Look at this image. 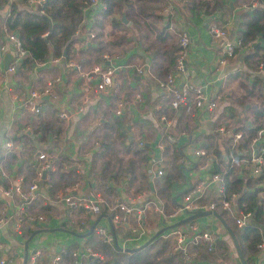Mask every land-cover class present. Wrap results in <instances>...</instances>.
<instances>
[{
	"label": "crops",
	"instance_id": "0c3cea01",
	"mask_svg": "<svg viewBox=\"0 0 264 264\" xmlns=\"http://www.w3.org/2000/svg\"><path fill=\"white\" fill-rule=\"evenodd\" d=\"M252 1L254 0H225L227 9L223 12L222 20L226 24L228 38L238 37V31L241 28L240 16H246V12H249L247 6ZM162 2L153 10L160 18L158 22L152 19L155 29L154 26L152 30L149 29V26L144 23L139 26L140 31L142 30L141 33L147 32L146 39L140 38L134 29L133 34L137 39L123 37L116 44L117 48L126 47L121 51L122 55L111 54L112 62L122 66L115 76L118 83L117 92L111 96L97 97L88 93V101L83 105H80V99L84 86L88 85L91 88L97 78L90 74V78L85 83L84 78L78 72L65 66V62L73 61L82 72L89 71L96 65H106V62L101 60V55L109 52L106 51V48L109 47L107 45L112 41L115 33L107 21L101 22V29L98 26L95 27L99 22H95L97 14L105 8V4L103 8L95 10L93 15H87L85 18L82 15L81 22L75 31L79 39L71 45L70 57L66 58L67 60L62 59L65 57L63 51L62 58L57 63L52 62L53 56H48L42 63L35 62L30 67L20 68L14 72L3 69V55L8 53L6 50L8 41L2 33L0 24V153L4 154V142L12 140L11 142L15 145L9 152L10 158L7 159V165H5V159L3 163L0 161V217L6 220V224L0 228V260L3 261L2 264H29L28 259L35 250L39 252V255L34 264H50L54 254L59 255V264H89L91 258H98V264H105V261L111 258L98 249L99 241H104L93 233L94 226L103 227L110 235L111 244L116 247L117 229L110 225L109 213L101 210V214L92 215L80 207L72 208L61 200L51 198L55 193L61 192L73 184H76L77 194L91 197L94 193H99L106 204L121 202L137 205L144 201H150L143 216L145 223L143 233L134 241L137 246L127 245L128 250L126 251L142 249L158 237L152 239L156 232L160 231L162 237V234L168 231L171 226L183 228L188 223H193L200 230L211 231L216 236V241L225 243L226 252L223 253V259L218 258L220 264H240L232 240L223 226L224 224L230 229L233 227L231 215L223 212L220 214L221 220L212 214L186 219L190 215V213L187 214V211L172 219H167L164 215L175 208L194 182L209 174L207 170H198L199 158L192 155L191 148L202 147L215 156L214 147H220L219 144L226 145L225 138L214 133L216 126L225 125L235 130V126H238L239 123L251 124L253 116L250 115V104L247 101L255 102L254 96L258 95L260 90L264 94V72H258L257 69L246 66L245 55L253 46L263 45L262 40L254 38L251 47L239 48L232 57L225 60L224 64H218L216 59L219 53L217 51L223 40L213 41L207 34L203 20L193 24L180 17L187 24V33L190 38V48L185 57V81L192 86L200 87L205 96H215L219 106L217 105V109L211 112L197 111L190 106L192 101L190 97L188 109L170 108L168 98L154 83L155 78L164 76L157 73L158 69L161 71V68L164 67L162 66L164 60L158 56L152 61L148 59L146 56L148 52L144 50L148 47V41H154L156 29L165 32V39L158 40L161 48L169 49L177 46L180 20L177 17L179 3L178 1L168 3L166 0H162ZM245 3L246 5H244ZM164 8L165 10L162 12ZM6 11L7 7L3 8L0 15L3 16ZM203 16L200 15L201 18ZM207 16L215 19L220 15L211 13L204 17ZM218 19L220 20V17ZM126 23L128 24V21ZM89 32L93 33L95 39H90L89 42L87 40L84 44L81 43ZM96 43L105 46V50L100 48V51H95L92 48H87L88 46L96 47ZM137 68L144 71L137 72ZM52 78L59 79V82L54 85L55 100L45 97L39 100L37 114H32L20 106V102L27 97L29 90H42L47 80ZM258 78L260 83L256 84ZM252 83H255V87L258 88L249 89ZM136 93L142 96L139 105L132 102ZM231 98H233L232 105L234 100L237 104L238 100L240 102L242 100L244 105L243 108L241 107L242 112L240 108L237 110L238 114H235L231 108L230 111H228L229 109L223 111V105H228L227 101H230ZM119 100L124 104L121 107V114L117 116L114 114V109ZM59 110L67 115L65 120L58 117ZM161 116L167 120L169 126L160 120ZM113 119H119L126 124L123 136L125 137L124 145L131 142L132 147L146 149L143 162L136 161V155L133 154L132 148L127 151L122 149L120 143L122 137H116L113 129L106 128ZM39 126L42 131L38 129ZM126 126L129 128L127 129ZM166 136H170L171 141H166ZM100 140H109L117 149L111 158L115 156L121 158V163H127L128 158L135 162L131 174L133 179L129 180V184L124 181L128 179V176L122 173V170L129 171L131 168L128 165L121 166L120 164L119 172L123 182L111 181L106 184L113 188L108 193L103 192L100 184L106 183L105 180L110 175L112 162L107 165L98 161L99 164L97 162V167H95L91 158L92 154L98 151L101 145ZM140 141L142 145L139 148L137 145ZM161 143L163 144L162 149L159 148ZM38 152H46L49 156L47 160L51 162L50 169L52 171H47L44 174L43 182L49 178V175L52 176L51 179L56 177L57 166L53 164L57 162L56 160L63 162L59 163L61 171H70L67 176L74 181L52 191H47L41 181L38 185L36 198L31 200L17 215L15 204L18 203V198L13 193L6 196L3 191L11 190L14 185H19L22 188L27 187L33 178ZM11 154L15 155L16 160L11 157ZM9 155H5L3 158ZM157 158H160L163 164L164 174L161 177L152 175L150 170V162ZM238 163L240 161L237 159L236 164L233 163L231 167H237L235 171L239 177L245 176L240 170L243 166ZM222 165V162H218V167L222 168ZM209 170H213V163L210 164ZM112 173L116 174L115 171ZM260 185L261 183H258L256 186ZM213 187L208 188L201 201L207 203L215 199ZM251 188H255V186ZM258 195H261L263 204V213L259 219L263 220L264 191H260ZM236 197L230 201L233 209H238ZM216 211L218 212V210ZM19 215L20 225L18 229H15L13 223L15 217ZM40 217L41 219H38ZM146 218L147 222H145ZM127 220H130L129 216ZM250 221L254 222L252 214L249 216L248 224ZM255 224L258 227L260 239L261 236H264V220ZM114 234H116L115 240ZM168 244L170 251L184 252L182 256H184L185 263L208 264L206 262H209L210 259L218 257V250L216 251L213 244V248L208 249L212 245L208 247L203 242L194 244L185 242L183 248L175 250H173V243L170 239ZM191 245H199L206 249L203 251V248L197 247L193 252L186 253L185 251ZM86 247L98 256L91 257L85 254L84 248ZM210 250L216 254H209ZM196 252L206 254L207 258L200 259ZM245 256L246 264H264V246L262 248L256 246V251L252 253L245 249Z\"/></svg>",
	"mask_w": 264,
	"mask_h": 264
},
{
	"label": "trees",
	"instance_id": "16d2710c",
	"mask_svg": "<svg viewBox=\"0 0 264 264\" xmlns=\"http://www.w3.org/2000/svg\"><path fill=\"white\" fill-rule=\"evenodd\" d=\"M25 1L26 0H11L10 2H5L4 0H0V12L3 8L7 7L6 13L3 16L0 15L2 33H12V35L20 42V47L24 51V57L21 61H19L16 70L30 67L35 62L42 63L46 60V58H48V56L62 58L63 51L65 57L62 59H64V61L67 60L66 58L70 57L71 45L76 43L79 39L77 34H75V31L81 22V10L85 5L86 0H43L40 6H32L33 8L35 7L34 10L32 7H28ZM257 1L258 4L255 7L250 8L247 6L249 12H246V16H240L241 28L238 31V37L243 46L246 45L248 41H254V38H260L262 40L261 42L263 45L257 44L256 47L253 46L249 53H246L245 55V58H247V62H245L246 66L258 70V65L260 63L264 66V0ZM103 2L105 4V8L97 14L95 22H99L95 25V27L98 26L99 29H101V22L107 21L115 33L112 37V41L108 43L107 46L109 47L106 48V50L114 48L120 39L125 37L126 27L127 29H133V27H139L141 23H144V25L149 26V29L152 30L153 28L155 29L152 19H154L155 22L160 21L159 16H157L153 10L155 6L157 7V5L161 4L162 0H136L135 4L131 3L130 0H103ZM178 3L180 8L177 11V17H179V19L182 18L183 20L189 22L191 21L193 24H197L203 20L200 15L206 16L211 13H219L220 16L217 18L215 17L214 21H218V18L220 17L218 22L221 24L224 23L222 20L224 14L223 12L227 9L225 0H179ZM39 11H41V13ZM115 13L118 17L113 15ZM121 13H123L125 19L128 20L127 25H124L120 21ZM155 33L154 41H148V47L144 50L148 52L146 54L148 59L153 61L159 56L164 60V63L162 64L164 67L161 68V71L158 69L157 73L165 75L173 68L174 57L179 52V48L178 46H173L169 49L161 48L158 40L165 39V32L163 33L162 31L160 32L156 29ZM146 36L147 32H145V34H141L140 38L146 39ZM94 47L95 46H88L87 48H92L95 51H100V48L105 50V46L100 43H96V47ZM256 80H258L256 84L260 83L259 78ZM253 87H255V83H252V86H250L249 89ZM254 98L255 102L253 103L247 101L250 104V115L253 116L251 124L239 123L238 126H235L236 128L234 131L241 132V139L234 144L232 149L230 148V139H225L226 145L219 144L221 148L214 147L213 153L215 156L212 158V172L220 174L223 179V195L228 197L233 193L236 194V207L239 210L250 212L252 217H254V222H251V220L250 223L243 228L238 229L234 225L231 227V231L234 234L236 243L239 247L238 249L244 262V257H246L245 249L249 253L256 251V245L259 241L260 233L255 223L264 220L259 219V216L263 213V204L261 201V195H258L260 191H264V188L256 186L258 183H262L263 178L262 176H257L255 178L250 177V168L248 164L240 168L241 172L244 173L245 176L239 177V174L235 171L237 167L228 166V154L231 152L236 158H248L247 148L250 139L254 135L257 128L264 123V94H262L260 90L258 91V95L254 96ZM223 106V111H226L227 109L230 111L231 108V110L236 112L233 107H229L228 105ZM238 106L242 108L244 107L242 100L241 102L238 100ZM125 125L126 124L121 120L113 119L106 128L110 130L113 129L116 137H122V140L120 141L122 149L127 151L132 148L133 154L136 155V161L139 163L143 162L145 159L143 151H146L144 147L137 149L135 146L132 147L131 142L127 145H124L123 143L125 140V137H123ZM38 129L42 131L40 126ZM116 150L117 149L114 148L109 140H102L98 151L94 152L91 157L94 166H97L96 163L98 161L106 163L107 165L112 162L111 172L105 180L106 183L100 184V188L106 193L111 192L113 189L111 186H106V184L111 181L123 182V179L120 178L121 173L119 172L122 160L116 156L111 158V156L116 153ZM9 152L5 155H9ZM5 155L2 152L0 153V161L3 163V160L5 159L4 162L6 161L5 165H7V159L10 158V155L3 158ZM11 157L15 159L14 154H11ZM102 159L106 160L103 161ZM56 161L57 162H54L53 164L57 166L56 177H54L57 180L54 181V178L51 179L52 176L49 175L47 180H44V182L42 181L47 191L55 190L61 185L74 181V179L67 176V173L70 171H61L59 163L63 162L61 160ZM126 162L127 163L125 165H128L131 170H122V173L128 176V179L124 181L129 184V180L133 179V175L131 174L135 162L131 159ZM218 162L223 163L222 168H220V166L218 167ZM112 171H115L116 174H113ZM254 186L255 188H251ZM243 188L246 190H243ZM102 210L105 209L102 208ZM216 210H218L216 213L219 217L220 214H223V212L229 215L217 205ZM168 240L169 238H162L161 236H158L142 249H137L135 251L119 250V248L114 247L112 244L99 241L98 249L104 255L111 256L110 259L106 260L107 262L105 261V264H189V262L185 263L184 256H182L184 253L183 251L181 253H174L173 251H170ZM213 245L216 247V251L219 250L220 252L217 253L218 257L212 258L206 263L214 264L215 262V264H220L218 258H220V260L223 259V253L226 252L225 243L223 241H216ZM213 245L208 249H212ZM197 247L200 249L203 248L199 245H191L185 252H193V250ZM205 249L206 248H203V251H205ZM211 251L212 250L209 252ZM213 253L216 254L215 252ZM213 253L211 252L209 254ZM196 254L200 256V259L207 258L206 254L200 252H196ZM98 263V258H91L89 264Z\"/></svg>",
	"mask_w": 264,
	"mask_h": 264
},
{
	"label": "built area",
	"instance_id": "2783aa9c",
	"mask_svg": "<svg viewBox=\"0 0 264 264\" xmlns=\"http://www.w3.org/2000/svg\"><path fill=\"white\" fill-rule=\"evenodd\" d=\"M5 2H10L11 0H4ZM168 3H173L177 0H166ZM43 0H26L25 3L28 7L33 5L40 6ZM257 0H254L250 3V7H255L258 3ZM104 7L103 0H86L85 5L83 6L81 13L83 18L87 15H93L95 10L101 9ZM165 8L162 10V12ZM41 13V11H39ZM205 24L207 34L213 41L223 40L219 49H218V64H224L226 59L232 57L236 50L243 47L239 37L234 36L228 38L226 32V24L218 23L214 21L213 18L207 16L202 17ZM77 34V32H75ZM6 41H8V46L6 50L11 55V60L8 64L7 71L14 72L17 68L19 61L24 57V51L20 47V42L16 39L12 33L3 34ZM94 35L92 32L86 34V37L82 40L81 43L89 42L90 39H93ZM253 41H248L244 47L252 46ZM177 46L179 52L174 57L173 68L166 73L162 78H155L154 83L157 88L164 92L166 98H168V106L173 109L178 108H189L188 100L191 97L192 101L190 106L197 111L204 110L206 112H211L216 109L218 102L215 96L208 95L205 96L202 93V89L197 86H192L185 81V57L190 48V38L187 33V24L183 20H179L178 23V35H177ZM61 57H56L52 59V62L59 61ZM113 56H108L107 54L101 55V60L106 62L104 66H93L88 72H82L81 69L71 60L65 62V66L74 69L79 73L81 77L86 80L90 78V74L94 75L97 78L95 84L89 88L88 85H85L83 88V95L80 99V105L85 104L88 101V93L93 97L97 96H111L115 94L118 90L117 79L115 78L118 70L121 69V65L116 62H112ZM144 71L143 69L137 68V72ZM147 71V69H146ZM258 72H264V66L260 63L258 65ZM181 78H184L181 80ZM180 79V80H179ZM59 82L58 78H52L47 80L45 86L42 90H29L27 97L20 102V106L24 109H27L32 114H37L39 111L38 101L42 98H48L55 100L54 85ZM89 95V96H90ZM142 96L139 93L134 94L132 102L135 104H140ZM124 103L122 101H117L115 104L114 114H121V107ZM81 109V108H79ZM58 117L61 120H65L67 115L61 110L58 111ZM160 120L165 122L166 125H170L163 116L160 117ZM214 133L219 137H224L225 139H230V148L234 147V144L241 139V132L234 131L231 128L225 125H219L214 128ZM166 141H171L170 136L165 137ZM138 145L141 146L142 142H138ZM5 151L4 154H7L14 148V145L10 141L4 142ZM159 148H163V144H159ZM192 155L196 158H199L198 170L209 171V174L205 178H200L197 182H194L191 189L188 190L175 206V208L164 215L167 219H172L179 214H182L184 211H187V214L193 211H213L216 212V205L226 211L229 215L233 217V225L240 229L248 224V219L250 212L243 211L239 209H233L230 205V201L236 197V194H231L228 197L223 195V179L222 176L218 173L212 172L209 170L210 164H212L213 155L209 153L202 147H192ZM248 158H236L231 152H229V161L228 166H233V163L236 164L237 159L243 167L249 165V175L252 178L257 176H262L263 180L261 187L264 188V123H262L254 135L250 139L247 148ZM48 155L45 152H38L36 156L35 171L33 174L32 180L28 183L26 188H22L19 185H14L11 190H4L3 194L10 196L12 193L18 198V203L15 204L17 215L20 213L31 200L35 199L38 195V185L45 178V173L47 171H52L50 169V161H48ZM150 170L152 175L156 177H161L164 174L163 164L161 163L160 158L152 159L150 162ZM214 186V187H213ZM209 187L214 188V200H211L207 203L201 201L204 194ZM54 200H61L66 205L72 208H82L87 210L92 215L100 214L102 208H104L109 215L110 225L117 229L118 242L116 234H114V240L117 247L120 250H126L127 245L134 244L137 246V243L134 241L142 235L144 229V214L148 208L150 201H144L142 203L134 204H123L121 202H114L112 204H106L103 202V199L99 193H94L91 197H84L76 192V184H73L65 188L61 192L55 193L51 197ZM218 203V204H216ZM111 213V214H110ZM130 220H127V218ZM30 219V218H29ZM38 219H41L38 218ZM6 224V220L0 217V228ZM14 228L18 229L20 225V215L15 217ZM93 233L98 235L105 243L111 244V238L106 230L96 225L93 227ZM160 236V235H159ZM162 237L169 238L173 243V250L183 248L185 242L187 244H194L196 242H203L208 247H210L217 239L216 236L207 230H200L196 224L188 223L187 226L183 228L179 227H170L168 231L162 234ZM257 248H262L264 246V236H261L259 242L257 243ZM131 247V245H130ZM85 254L96 257V253L92 252L90 248H84ZM39 255V252L35 250L28 261L29 264H34L36 262V257ZM60 257L57 254H54L51 257L50 264H59ZM3 261L0 260V264Z\"/></svg>",
	"mask_w": 264,
	"mask_h": 264
},
{
	"label": "water",
	"instance_id": "95a60500",
	"mask_svg": "<svg viewBox=\"0 0 264 264\" xmlns=\"http://www.w3.org/2000/svg\"><path fill=\"white\" fill-rule=\"evenodd\" d=\"M120 21L123 24H126V22H127V20L124 18V14L123 13H121V15H120ZM10 60H11V55L9 53H6V54L3 55V69L4 70H7L8 64H9ZM126 128L128 129L129 127L126 126ZM243 190H245V188H243ZM208 214H212L213 216H215L216 218H218L219 220H221L220 217H219V215L216 212H213V211H200V210L191 212L190 215L186 219H192V218L197 217V216L208 215ZM223 226L225 227L226 231L228 232V235L230 236V238L232 240V243H233L234 248L236 250V254H237V257H238V259L240 261V264H245V262H244V260H243V258L241 256V254H240V251L238 249V245L236 243V240H235V238L233 236V233H232L231 229L228 228L227 226H225L224 224H223ZM171 227H173V226H171ZM160 233H161L160 231L159 232H156L153 235L152 239L155 238V237H157V236H159ZM115 245H116V242H115ZM116 247H117V245H116ZM126 250H128V249H126ZM131 250L132 251H135L136 249H131Z\"/></svg>",
	"mask_w": 264,
	"mask_h": 264
},
{
	"label": "rangeland",
	"instance_id": "374dc122",
	"mask_svg": "<svg viewBox=\"0 0 264 264\" xmlns=\"http://www.w3.org/2000/svg\"><path fill=\"white\" fill-rule=\"evenodd\" d=\"M177 1H179V0H177ZM130 2L131 3H133V4H135L136 3V0H130ZM244 5H246V3L244 4ZM250 5V4H249ZM248 5V6H249ZM160 7H162V6H160ZM122 12H124L123 10H121ZM113 15H115V17H118V15L115 13V14H113ZM125 18V17H124ZM127 20V19H126ZM128 21V20H127ZM127 24V23H126ZM126 24H124V25H126ZM136 30V33L138 34V36H140L141 34H145V31L143 32V33H141L142 32V30L140 31V29H139V27H133V29H127V27H126V31H125V38H128V37H135L136 39H137V37H136V35L135 34H133L134 33V31L133 30ZM141 37H143V36H141ZM117 46L118 45H116L114 48H110V50L108 49V50H106V51H109V52H105L104 54H107V55H111V54H118V55H122V50H124V49H126V47L125 48H117ZM128 48V47H127ZM85 72H88V71H85ZM55 93V92H54ZM231 101H233V98H231L230 99V101H227L228 102V106L229 107H233L234 109H235V114H238L237 113V110L240 108V110H241V112H242V108L241 107H239L238 106V104H237V102L234 100V102H233V105H232V102ZM106 104V103H105ZM218 106H219V104H218ZM217 106V107H218ZM217 107H216V109H217ZM238 107V108H237ZM220 108V107H219ZM238 116V115H237ZM113 145V144H112ZM114 146V145H113ZM136 147V146H135ZM137 147H139V145H137ZM114 148H115V146H114ZM140 148V147H139ZM144 152V155H145V151H143ZM134 156V155H133ZM129 160V158L127 159V161ZM124 164H126V163H121V166L122 165H124ZM95 167H97V166H95ZM236 168V167H235ZM169 212H171V210L169 211ZM145 222H147V218L145 219ZM218 252H220L219 250H218ZM103 261V260H102Z\"/></svg>",
	"mask_w": 264,
	"mask_h": 264
}]
</instances>
